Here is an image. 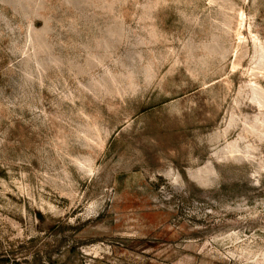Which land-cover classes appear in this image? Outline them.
Masks as SVG:
<instances>
[{
    "label": "rangeland",
    "instance_id": "obj_1",
    "mask_svg": "<svg viewBox=\"0 0 264 264\" xmlns=\"http://www.w3.org/2000/svg\"><path fill=\"white\" fill-rule=\"evenodd\" d=\"M0 264H264V0H0Z\"/></svg>",
    "mask_w": 264,
    "mask_h": 264
}]
</instances>
